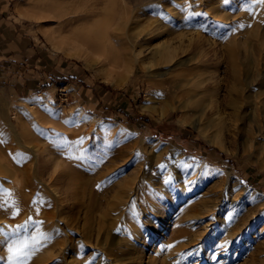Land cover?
Instances as JSON below:
<instances>
[{
  "label": "rangeland",
  "instance_id": "1",
  "mask_svg": "<svg viewBox=\"0 0 264 264\" xmlns=\"http://www.w3.org/2000/svg\"><path fill=\"white\" fill-rule=\"evenodd\" d=\"M133 1L0 0L9 3V19L43 46L51 68L70 65L100 101L89 111L71 94L42 98L0 83V264L264 260V164L251 156L247 119V95L264 94V3ZM43 13L42 21L35 17ZM117 26L122 36L107 40L115 49L100 61L45 34ZM149 29L156 32L144 39ZM165 40L186 45L187 56L202 51L198 61L207 70L198 82L179 85L187 65L157 74L153 52ZM140 47V59L132 58ZM215 133L224 149L210 141ZM181 157L191 167H178ZM55 158L65 176L56 186ZM70 177L69 195L61 187Z\"/></svg>",
  "mask_w": 264,
  "mask_h": 264
},
{
  "label": "bare ground",
  "instance_id": "2",
  "mask_svg": "<svg viewBox=\"0 0 264 264\" xmlns=\"http://www.w3.org/2000/svg\"><path fill=\"white\" fill-rule=\"evenodd\" d=\"M133 1V0H132ZM150 0H134V4L137 5L139 3H144ZM175 12V11H174ZM33 14V13H32ZM45 13H43L42 15L39 16H35L36 18H40V20L42 21V19L45 17ZM86 17V16H85ZM156 21V20H154ZM159 25V24H157ZM115 26V25H114ZM112 28V29H111ZM109 27V29L105 30V29H97V30H92L89 32H85L83 31H77V29L71 31L72 33L67 34V35H61L56 33V30L54 29H48L45 31L46 36L48 37V39L50 40V42L52 44H56L58 47L64 49V50H70L72 51L74 54L77 55H81L82 57H84L86 60H88L90 58V54L95 53L97 54V60L100 61V57L102 54H106V56L108 58H111V55L109 54L111 51H113L115 49L114 45L111 44H106L107 40H111L113 38H117V36H122V33L117 32L115 30L120 29L121 31L123 30L122 26H117L116 28L114 27ZM158 30V29H157ZM154 32H156L155 29H149L145 34H143L144 39L147 38L148 34H153ZM141 34L136 35L137 39H141L143 38ZM150 37V36H149ZM105 42V43H104ZM133 42V41H131ZM106 44V45H105ZM173 43H168V41H164L163 43H160L157 48H155L153 54V59L156 62L157 65H161L160 68H158V70L156 71L158 75H164L170 72V70L172 68H178L180 66H184L187 65L190 68L189 69H185L182 70V83L179 82V85L181 86H185L188 83H192V82H196L197 80L195 78H200L202 75H204V73L206 72L207 69L202 68V65L199 63L198 59L200 57V55L202 54V51H196L194 52L191 56H187V48L186 45L185 47L183 46H173ZM109 45V46H108ZM145 45V44H144ZM132 47H136V45L131 43ZM145 47V46H144ZM144 47H140L141 49H136L135 53L131 55V57H135L136 59H140V56L142 54V52H144ZM125 48V47H124ZM123 49V48H122ZM109 50H111L109 52ZM108 54V55H107ZM131 54V53H130ZM99 55V56H98ZM130 57V56H129ZM97 62V61H96ZM208 77H205V80L209 81L212 79V76L210 75H205ZM194 79V80H193ZM204 81V79L200 80V83H202ZM198 82V81H197ZM205 91V90H204ZM195 96V95H191L190 97ZM247 119L249 122V125L251 126L250 131L252 132V145H251V156L257 160L258 162L260 161L262 164H264V94L262 93H249L247 95ZM150 107V106H149ZM108 123V122H106ZM263 140V141H261ZM210 141L212 143H216L219 144L221 148H225L224 144L222 143L221 140H219V135L218 133H215L212 137H210ZM262 148V149H261ZM154 149V148H153ZM155 150V149H154ZM37 151V150H35ZM39 154V153H38ZM40 155V154H39ZM37 159H39L38 157H36ZM179 159V158H178ZM52 160V159H51ZM41 162V161H40ZM37 162L36 163H40ZM64 163V162H63ZM54 164V170H53V174H52V179L54 180V185L55 183L58 184L60 183V181L62 180L64 176L63 173V169L60 170V166L62 167L61 162L58 161V159L55 158V162ZM177 166L181 167L183 169L188 168L190 166V164L188 163L187 159L185 157H181L178 161H177ZM34 165V164H33ZM37 165V164H36ZM39 165V164H38ZM41 165V164H40ZM30 167V166H29ZM41 168V166H39ZM72 167V164L71 166ZM191 167V166H190ZM28 168V166H27ZM52 168V167H51ZM31 169V168H30ZM29 169V170H30ZM38 169V167H37ZM69 169V167H68ZM73 169V168H71ZM199 169V167H194L191 172L192 174H194L197 170ZM51 170V169H50ZM70 170V169H69ZM39 172V170H37ZM35 170V172H37ZM52 171V170H51ZM72 171V170H71ZM32 171H30L31 174ZM4 173V172H2ZM28 173V172H27ZM39 173H43L42 171ZM69 173V172H68ZM67 173V174H68ZM36 174V173H35ZM71 174V173H70ZM36 176V175H35ZM37 176H41L37 175ZM43 176V175H42ZM49 176V175H48ZM69 176H73V175H69ZM31 177V176H30ZM51 177V176H50ZM37 178V177H35ZM68 178V176H67ZM71 178V177H70ZM73 178V177H72ZM71 178V179H72ZM29 179V178H28ZM32 179V178H31ZM38 179V178H37ZM41 179V178H40ZM65 179V178H64ZM63 179V180H64ZM68 179L67 181H65V184H62V187L64 189V187L67 189V192L65 190V192L67 194L70 193V190L73 187V180L74 179ZM76 179V178H75ZM43 180V177L42 179ZM51 180V179H50ZM49 180V181H50ZM183 180V178L181 179ZM46 181V180H45ZM44 181V182H45ZM47 181V182H49ZM28 182V181H27ZM43 182V183H44ZM76 182V181H75ZM78 182V181H77ZM40 183V182H39ZM49 184V183H48ZM50 184H53L52 182H50ZM77 184V183H75ZM61 185V184H60ZM64 185V187H63ZM35 186V185H34ZM56 186V185H55ZM25 187V186H24ZM75 187V186H74ZM73 187V188H74ZM35 188V187H34ZM42 188V187H41ZM50 188V187H49ZM71 188V189H70ZM38 189V188H37ZM46 189V188H45ZM48 189V186H47ZM69 189V190H68ZM55 190V189H54ZM60 190V189H59ZM40 191V188H39ZM36 191V192H39ZM42 191V190H41ZM44 191V190H43ZM47 191V190H46ZM48 191H52L53 190H49ZM63 191V190H62ZM73 193V190H71ZM57 192V191H56ZM49 193V192H48ZM51 193V192H50ZM55 193V192H54ZM58 193V192H57ZM35 194V193H34ZM42 194V193H41ZM45 194V193H44ZM52 194V193H51ZM50 194V195H51ZM28 197V194H25ZM30 195V194H29ZM32 195V194H31ZM60 195V194H59ZM58 195V196H59ZM62 195V194H61ZM70 195V194H69ZM23 196V194H22ZM20 197L21 199L24 197ZM52 195V198H54ZM57 196V194H56ZM63 196V195H62ZM61 196V198H58L60 200V204H62V202L64 201V198ZM72 197V195H71ZM33 198V197H32ZM57 199V198H56ZM70 199V198H69ZM18 200V199H17ZM33 200V199H32ZM19 201V200H18ZM23 201V199H22ZM46 201V200H45ZM31 202V201H30ZM56 202V201H55ZM58 202V201H57ZM19 203V202H18ZM23 203H25L23 201ZM58 203V205H60ZM68 203V202H67ZM15 205H18L17 203H15ZM14 205V206H15ZM22 205V203H21ZM24 205V204H23ZM22 205L23 209L25 210L24 206ZM56 205V204H54ZM63 205V204H62ZM26 206V204H25ZM19 207V206H18ZM59 207V206H58ZM16 208V207H15ZM29 208V207H28ZM31 208V207H30ZM52 209H55L54 207H51ZM68 208V207H67ZM66 208V209H67ZM5 210V209H3ZM8 210V209H6ZM48 210V209H47ZM62 210V209H61ZM51 211V209H50ZM59 211V210H58ZM57 212V211H56ZM59 213V212H58ZM1 214V212H0ZM60 214V213H59ZM64 214V213H63ZM55 214H53L52 212H47V216L48 217H53ZM55 217V216H54ZM42 219V218H40ZM45 219V218H43ZM47 219V218H46ZM50 219V218H49ZM48 219V220H49ZM53 219V218H52ZM55 221V220H54ZM42 222V221H41ZM49 229V228H48ZM51 232V231H50ZM51 236V235H50ZM53 236V234H52ZM55 237V236H54ZM67 238V237H66ZM65 238V239H66ZM58 239V238H57ZM62 239V240H65ZM71 239V238H70ZM72 240V239H71ZM70 240V241H71ZM54 242V241H52ZM65 242V241H64ZM125 242V241H124ZM61 242L56 240V245L60 244ZM67 243V242H66ZM54 247L55 248V245ZM58 247L60 245H57ZM56 246V247H57ZM121 246H124L123 243H121ZM2 247V246H1ZM63 247V246H62ZM62 247L60 246V248L62 249ZM50 248V247H49ZM48 248V249H49ZM51 249V248H50ZM64 250V249H62ZM49 251V255L51 254V256H53V251L51 250H47ZM118 251V250H117ZM3 252V251H2ZM1 253V252H0ZM110 253V252H109ZM108 253V254H109ZM114 253V250H113ZM2 254V253H1ZM47 254V253H46ZM109 255H112L111 253ZM115 255V259L121 261L122 259L125 258V256L123 255L122 252H118L117 254H113ZM46 256V255H45ZM48 259V258H47ZM38 264V263H37ZM40 264V262H39ZM259 264H264V260L260 261Z\"/></svg>",
  "mask_w": 264,
  "mask_h": 264
},
{
  "label": "crops",
  "instance_id": "3",
  "mask_svg": "<svg viewBox=\"0 0 264 264\" xmlns=\"http://www.w3.org/2000/svg\"><path fill=\"white\" fill-rule=\"evenodd\" d=\"M7 5H0V83H9L17 94L27 92L42 98L71 94L80 106L95 110L100 104L95 93L98 89L85 87L82 74L70 65L51 68L36 37L9 19Z\"/></svg>",
  "mask_w": 264,
  "mask_h": 264
},
{
  "label": "snow or ice",
  "instance_id": "4",
  "mask_svg": "<svg viewBox=\"0 0 264 264\" xmlns=\"http://www.w3.org/2000/svg\"><path fill=\"white\" fill-rule=\"evenodd\" d=\"M258 3H264V0H257ZM66 123H71V120L65 121ZM21 155H23V153H21ZM161 167H163V165H161ZM19 227V226H18Z\"/></svg>",
  "mask_w": 264,
  "mask_h": 264
}]
</instances>
